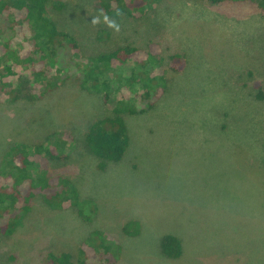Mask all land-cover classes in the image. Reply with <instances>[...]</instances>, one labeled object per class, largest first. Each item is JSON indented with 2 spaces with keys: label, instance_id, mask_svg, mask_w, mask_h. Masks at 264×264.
<instances>
[{
  "label": "rangeland",
  "instance_id": "1",
  "mask_svg": "<svg viewBox=\"0 0 264 264\" xmlns=\"http://www.w3.org/2000/svg\"><path fill=\"white\" fill-rule=\"evenodd\" d=\"M55 1L62 7L48 13L82 55L151 45L165 63L182 55L183 68L166 72L154 108L124 115L127 147L103 170L84 136L111 115L117 93L105 103L53 71L38 81L37 89L50 87L41 94L17 68L11 83L0 79V163L15 142L60 139L68 157L48 158L49 173L68 176L81 199L96 205L84 220L75 207L52 209L35 196L21 226L0 234V264H44L48 252L61 251L75 259L94 229L120 246L116 264H264L262 7L253 0H157L141 14L108 16L120 25L116 33L102 17L91 23L103 12L96 0ZM128 219L140 221L138 235L123 233ZM164 234L181 240L179 258L161 255Z\"/></svg>",
  "mask_w": 264,
  "mask_h": 264
},
{
  "label": "trees",
  "instance_id": "2",
  "mask_svg": "<svg viewBox=\"0 0 264 264\" xmlns=\"http://www.w3.org/2000/svg\"><path fill=\"white\" fill-rule=\"evenodd\" d=\"M156 1L96 3L109 17L120 18L117 10L122 16L141 14ZM253 1L264 10V0ZM51 6L61 8L62 4L55 0H0V79L6 85L11 83L10 79L15 78L13 69L17 68V77L33 79L35 93L41 94L50 87L37 89L38 81L47 79L53 71L58 81L72 79L81 89L101 94L105 103L112 91L117 93L111 115L96 119L84 136L87 150L99 159L98 169L103 170L107 162H119L127 147L124 115L142 114L155 107L167 88L166 72L183 68L182 55L171 54L165 63L151 45L141 49L129 44L92 56L82 55L76 39L59 29L50 17ZM255 85L257 97L261 98L260 84ZM62 142L55 139L33 146L15 142L5 152L0 163V234L10 235L21 226L37 195L52 209L72 206L82 219H91L95 202L81 199L78 187L68 176L49 173L48 158L68 157ZM140 229L137 219H128L122 225L128 236L138 235ZM159 247L166 258H179L182 254L181 240L173 234L161 236ZM119 254L118 243L103 230L94 229L80 243L75 259L67 251L48 252L44 264H116Z\"/></svg>",
  "mask_w": 264,
  "mask_h": 264
},
{
  "label": "clouds",
  "instance_id": "3",
  "mask_svg": "<svg viewBox=\"0 0 264 264\" xmlns=\"http://www.w3.org/2000/svg\"><path fill=\"white\" fill-rule=\"evenodd\" d=\"M123 13L120 10H117L116 16H122ZM101 17L103 18V22L107 25L108 28H111L114 32H120V25L114 20L110 19L107 14L101 12L99 16L93 17L91 20L92 24H97L101 22Z\"/></svg>",
  "mask_w": 264,
  "mask_h": 264
}]
</instances>
